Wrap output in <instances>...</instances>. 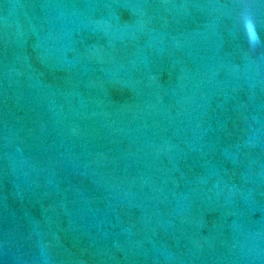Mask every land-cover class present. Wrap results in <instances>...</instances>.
Returning a JSON list of instances; mask_svg holds the SVG:
<instances>
[{"label": "water", "instance_id": "1", "mask_svg": "<svg viewBox=\"0 0 264 264\" xmlns=\"http://www.w3.org/2000/svg\"><path fill=\"white\" fill-rule=\"evenodd\" d=\"M0 264H264V0H0Z\"/></svg>", "mask_w": 264, "mask_h": 264}]
</instances>
